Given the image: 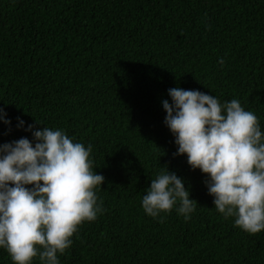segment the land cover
I'll use <instances>...</instances> for the list:
<instances>
[{
  "label": "trees",
  "instance_id": "16d2710c",
  "mask_svg": "<svg viewBox=\"0 0 264 264\" xmlns=\"http://www.w3.org/2000/svg\"><path fill=\"white\" fill-rule=\"evenodd\" d=\"M177 87L238 99L264 132V0H0V144L61 129L105 177L103 211L60 264H264V230L225 219L207 175L173 155L163 101ZM166 166L197 201L190 219L143 210ZM0 264H14L4 248Z\"/></svg>",
  "mask_w": 264,
  "mask_h": 264
},
{
  "label": "clouds",
  "instance_id": "9594fccd",
  "mask_svg": "<svg viewBox=\"0 0 264 264\" xmlns=\"http://www.w3.org/2000/svg\"><path fill=\"white\" fill-rule=\"evenodd\" d=\"M168 92L172 103L164 100L163 107L178 145L173 155L186 154L188 164L207 175L208 192L225 219L235 217V226L251 234L264 230V132L257 115L238 99L222 104L199 90ZM33 136L34 145L27 137L0 144V248L14 264H32L37 256L42 264H60L58 253L71 247L79 226L103 211L96 188L105 177L92 170L91 145L48 126ZM177 204L187 220L197 201L166 166L151 180L142 207L157 217Z\"/></svg>",
  "mask_w": 264,
  "mask_h": 264
}]
</instances>
